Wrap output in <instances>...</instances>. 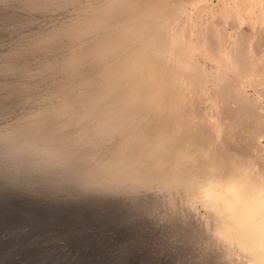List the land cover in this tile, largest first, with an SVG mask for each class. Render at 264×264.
Listing matches in <instances>:
<instances>
[{"label":"bare ground","instance_id":"6f19581e","mask_svg":"<svg viewBox=\"0 0 264 264\" xmlns=\"http://www.w3.org/2000/svg\"><path fill=\"white\" fill-rule=\"evenodd\" d=\"M213 1L0 0L1 18L44 20L2 53L0 77L38 57L22 85L0 83V103L42 91L0 129L6 167L16 180L88 171L79 186L140 223L141 264H264L255 231L224 210L232 165L264 168V0Z\"/></svg>","mask_w":264,"mask_h":264},{"label":"rangeland","instance_id":"374dc122","mask_svg":"<svg viewBox=\"0 0 264 264\" xmlns=\"http://www.w3.org/2000/svg\"><path fill=\"white\" fill-rule=\"evenodd\" d=\"M213 2H216V0ZM53 12L55 11H51V13L55 16ZM52 14L49 16H53ZM28 15L33 17V23H31V18H29ZM34 15L35 14L28 13L26 16L25 13L23 14L21 12L19 14L18 12L17 17L16 15H6L2 16V18L0 16V33L2 31L4 32L0 34L1 58L3 57V52L7 55V52L12 49V46L19 44L20 41H22L25 36V28H30L35 24L38 26L40 23L42 24V22L44 24V20L42 19L43 16L41 14H36V18ZM51 18L53 19V17ZM4 19L7 20V22ZM10 19L13 21L14 19L17 21L21 20L22 23L19 21L21 25L19 24V26H17V23L19 22H13ZM38 20L40 21L39 23L37 22ZM2 21H5L6 23ZM9 21H11V23ZM23 23L26 26H29L23 27ZM11 24H13V26ZM11 26L15 29L20 28L15 30L13 28L11 29ZM33 27L35 28V26ZM11 38L13 40H11ZM14 38L17 40L14 41ZM37 57L38 56L33 54L32 56L27 55V57L23 58L24 60L13 59L16 63L22 61L19 63L20 66L23 67L19 73L11 74V77L1 76L0 83L8 84L10 82L9 84L17 85L18 87L22 85L23 82L27 80H24L27 73L33 71L29 70L31 68L33 69L34 66L32 63L34 60L32 61V59H37ZM1 58L0 62H4L6 64L11 63V57L4 55V58ZM26 58L28 60L26 61L29 63L25 61ZM26 68L28 70L25 71L24 69ZM7 78L8 80H5ZM3 81L7 82L5 83ZM24 93L12 94V96L7 98L8 101H1L0 122H3L0 123V129H2L3 126H6V124L12 123L18 117L28 115L33 108L32 105H35V102L37 103L42 96V91L41 89L39 90V88H32ZM24 97L27 98L24 100ZM6 116L9 117V119H7ZM2 149H4V146H0V264H129L130 262V264H141L143 261L146 263L144 253L142 251V247L145 246V241L137 235L140 223H138V226H135L137 224H131L128 202H113V199L110 197L112 196V193L109 190L101 194L97 190H95V193L92 189L86 190L85 188L83 189L80 187L79 181L88 177V175H86L88 174V171L86 170H84L86 172L82 171L80 174L73 171H66L67 174L66 172L59 173L58 171L53 170L52 172L49 171L48 173L43 174V176L38 177L25 172L18 180H16L14 178V171L9 170L8 167H6L7 160H5L4 157H1L3 156ZM69 174L73 177H70ZM83 175L85 177H82ZM69 178L70 181L68 180ZM71 178H73L74 181L73 179L71 180ZM30 185H33L34 187H31ZM47 185H52L54 187L50 186L52 188L51 190V188L47 187ZM90 191H93L95 195L93 196V192L91 193ZM122 196L121 198H125L126 194H123ZM117 204H121V206ZM117 208L121 209L122 212L124 209L126 212H124V214L121 212L120 216V210ZM116 213L119 215H116ZM125 234L127 236H125ZM136 236L140 239H134Z\"/></svg>","mask_w":264,"mask_h":264},{"label":"clouds","instance_id":"9594fccd","mask_svg":"<svg viewBox=\"0 0 264 264\" xmlns=\"http://www.w3.org/2000/svg\"><path fill=\"white\" fill-rule=\"evenodd\" d=\"M230 208H224L236 221L238 229L251 226L264 252V168H258L250 160L241 158L231 167L227 177ZM221 206L225 205L222 196L213 194Z\"/></svg>","mask_w":264,"mask_h":264}]
</instances>
